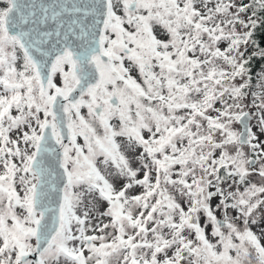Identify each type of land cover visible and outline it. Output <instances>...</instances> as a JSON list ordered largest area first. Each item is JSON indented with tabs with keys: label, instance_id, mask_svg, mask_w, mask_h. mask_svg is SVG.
<instances>
[{
	"label": "snow or ice",
	"instance_id": "obj_1",
	"mask_svg": "<svg viewBox=\"0 0 264 264\" xmlns=\"http://www.w3.org/2000/svg\"><path fill=\"white\" fill-rule=\"evenodd\" d=\"M258 29L264 0H0V264H264Z\"/></svg>",
	"mask_w": 264,
	"mask_h": 264
},
{
	"label": "trees",
	"instance_id": "obj_2",
	"mask_svg": "<svg viewBox=\"0 0 264 264\" xmlns=\"http://www.w3.org/2000/svg\"><path fill=\"white\" fill-rule=\"evenodd\" d=\"M257 38L260 40L261 45L264 46V36L260 35V30L259 29L257 30ZM260 63H261L260 61H256L255 62L254 71L259 68Z\"/></svg>",
	"mask_w": 264,
	"mask_h": 264
},
{
	"label": "rangeland",
	"instance_id": "obj_3",
	"mask_svg": "<svg viewBox=\"0 0 264 264\" xmlns=\"http://www.w3.org/2000/svg\"><path fill=\"white\" fill-rule=\"evenodd\" d=\"M56 83H57V84L60 83V80H59V77H58V76L56 77ZM214 203H215V201H214ZM254 230H256V229H254Z\"/></svg>",
	"mask_w": 264,
	"mask_h": 264
}]
</instances>
